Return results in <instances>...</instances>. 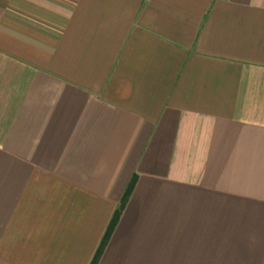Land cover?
Wrapping results in <instances>:
<instances>
[{
	"label": "crops",
	"instance_id": "crops-1",
	"mask_svg": "<svg viewBox=\"0 0 264 264\" xmlns=\"http://www.w3.org/2000/svg\"><path fill=\"white\" fill-rule=\"evenodd\" d=\"M264 264V0H0V264Z\"/></svg>",
	"mask_w": 264,
	"mask_h": 264
},
{
	"label": "trees",
	"instance_id": "trees-1",
	"mask_svg": "<svg viewBox=\"0 0 264 264\" xmlns=\"http://www.w3.org/2000/svg\"><path fill=\"white\" fill-rule=\"evenodd\" d=\"M136 182H137V176L134 175L132 180H131V182H130V184H129V186H128V188H127V190H126V192H125V194H124V197H123V200H122V204H121V208H120V210H118V212L116 213L113 221L111 222V224L109 226V229L107 231V234H106L105 238L103 239V241H102V243H101V245H100V247H99V249H98V251H97V253H96V255H95V257H94V259H93L91 264H98L102 254L104 253V250H105V248H106V246H107V244H108V242H109V240H110V238L112 236V233H113V231H114V229L116 227V224L118 223V220H119V218L121 216V211H123V209L125 208L128 200H129V198H130V196H131V194H132V192L134 190Z\"/></svg>",
	"mask_w": 264,
	"mask_h": 264
}]
</instances>
